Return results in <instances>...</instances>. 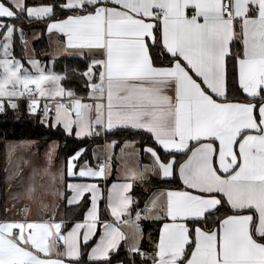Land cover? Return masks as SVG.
Instances as JSON below:
<instances>
[{
  "label": "snow or ice",
  "instance_id": "1",
  "mask_svg": "<svg viewBox=\"0 0 264 264\" xmlns=\"http://www.w3.org/2000/svg\"><path fill=\"white\" fill-rule=\"evenodd\" d=\"M0 18L6 20L0 22V112L5 100L15 110V99L25 95L33 115L37 97H67L54 119L41 123L62 126L68 135L75 130L78 138L114 130L146 135L152 144L143 151L152 164L145 171L166 182L178 175L183 190L153 193L151 207L145 205V214L163 221L152 264H264V0H52L40 6L0 0ZM22 18L51 21L47 32L59 35L66 53L98 57L77 73L94 103L62 87L67 77L45 71L39 61L30 60L29 70L10 58L14 34L24 40L16 27ZM236 41L242 47L233 51ZM230 60L238 83L231 97ZM41 112L50 116L47 103ZM84 151L68 159L69 177ZM177 154L186 157L178 168ZM109 171L107 161L95 170L85 162L79 176L101 180ZM68 189L70 205L91 194L84 222L66 234L55 219L0 223V264H82L81 237L89 246L100 222V189L96 183ZM131 189L132 183L107 189L113 221L103 223L89 261L110 264V253L126 239L120 225L132 224ZM53 251L68 260L49 258ZM129 251L145 257L137 244Z\"/></svg>",
  "mask_w": 264,
  "mask_h": 264
},
{
  "label": "trees",
  "instance_id": "2",
  "mask_svg": "<svg viewBox=\"0 0 264 264\" xmlns=\"http://www.w3.org/2000/svg\"><path fill=\"white\" fill-rule=\"evenodd\" d=\"M51 2L52 0H41V4L43 5ZM59 15L60 14L58 13V16ZM22 20L26 22L27 26L23 27L24 22H21L19 23V26L16 25V27L22 28L24 34L26 32L30 33L32 30H37L41 34L40 39L33 42L35 56L41 61V59H43V55H46L48 52V44L44 37V33L47 23L51 21H33L32 23H28L26 19L22 18ZM0 21L6 22L5 19H0ZM32 25H34V27L30 28ZM2 34L3 33L0 32V37ZM241 47V42L236 41L233 51H236ZM12 58L17 60L19 59L23 64H25L23 43L21 42V39L17 33L14 34L12 39ZM87 65L88 59L86 58H58L52 62V71L58 75L66 76L67 78L60 82L61 86L66 90H72L76 97L84 99L87 93V81L77 73L86 70ZM228 86L229 95L231 97L234 95L232 89H238V83L235 81L233 62L231 60L228 63ZM37 113L38 114L36 115H31L28 104L24 100L18 103V107L15 110L7 107V104L5 103V111L0 112V144L9 141H20L32 143L35 147L42 148L50 142H56L59 146L55 159L56 162L66 161L80 149H85L84 153L82 154L84 157H81L82 159L79 160L81 161L83 158L90 156L93 147L104 143H114L116 148L125 142L139 143L140 148L147 147L152 144V141L148 139L146 135H133L131 133H124L117 130L107 134L101 132L99 136L94 134L92 136L78 139L73 133L72 135H68L59 126L54 129L50 126H46L44 123H41V114L39 112ZM42 144L43 146H40ZM185 158L186 157L179 154L176 155L175 159L177 162V168ZM4 174L5 172L2 169L0 162V192L3 195L6 191ZM159 189L182 190L183 185L179 180L178 175L176 179L171 182H166L162 179L149 178L147 180L141 181L140 183H136L131 191V197L133 199V203L131 205L132 216H134L137 211L141 212L146 204L148 196L155 190ZM103 205V202L100 203V220L107 218ZM87 207V198H84L77 206L65 207L63 216L67 224L64 226L63 230H65V228H67L73 221L81 219ZM139 225L142 232V243L140 250L144 251L145 253H153L154 242L157 241L161 221L141 220ZM92 242L93 241L88 243L89 246L83 245L81 247L82 264H96L94 261H89L86 256L87 250ZM109 259L110 264H131L128 252L124 245H120L114 253H111L109 255ZM131 260L134 264L144 263L141 261L140 257L135 255Z\"/></svg>",
  "mask_w": 264,
  "mask_h": 264
},
{
  "label": "crops",
  "instance_id": "3",
  "mask_svg": "<svg viewBox=\"0 0 264 264\" xmlns=\"http://www.w3.org/2000/svg\"><path fill=\"white\" fill-rule=\"evenodd\" d=\"M27 1V0H26ZM31 1H36V0H31ZM27 3V2H26ZM43 5L41 4V0L39 3L33 4V6H40ZM32 6V5H30ZM118 7V6H117ZM0 19H5V18H0ZM29 34V33H28ZM27 34V35H28ZM41 36V34H40ZM44 37L47 41L48 44V51H53L54 53V60L58 58H86L88 59V63L93 59V58H98V57H93L87 50L84 51V54L81 55L79 54V50H75L73 54H68L64 51L62 42L59 38V35L56 33L49 34L47 32V26L45 29ZM48 53V52H47ZM52 53V52H51ZM48 59V58H47ZM61 84V83H60ZM89 89L87 88V93L86 97L84 99L80 98L83 103H94L93 100H91L88 96ZM172 94V93H170ZM78 98V97H77ZM63 100L64 102H68V98L64 97ZM62 100V101H63ZM58 101H61V98H59ZM106 103V101H105ZM52 119L50 117L48 119L53 120L55 117V110L52 112ZM63 129L62 126H59ZM64 130V129H63ZM73 134L76 138H78L75 135V130H73ZM94 135V134H93ZM88 137V136H84ZM82 137V138H84ZM81 139V138H78ZM12 142V141H11ZM54 143L53 148L54 150L52 151L51 157H47L46 162L43 160L39 165L35 167V172L38 174L39 179L41 180L42 187L45 192H49L45 194L46 198H43L42 196L39 198L40 204H33L31 206L30 204H25L20 207L19 212L23 211V214L11 217L10 214H7V207L5 205L0 206V223L3 222H51L52 219H55L56 222L62 223L63 227L61 229L62 233L66 234L67 231L70 230L71 226L74 225L77 222L83 223L84 222V216L87 213L88 209L91 206V194L90 193H85L84 197L81 199V201L84 198L88 199V207L86 211L84 212L83 216L79 220L73 221L67 228L64 229V226L67 224L64 220V208L65 207H74L77 206L81 203H74V204H69L68 200L71 198L73 193L68 189L69 184H91V183H96L98 188L100 189V198L98 200V209H99V223L97 225V234L93 235L91 239L89 240L88 243L91 241L92 244L87 250L86 256L88 259V254L91 252V248L95 246L94 242H98L100 238V234L103 231V223L104 222H112L113 218L110 214V211L107 209V189L111 188L113 184H124V183H132V189L136 183H140V179L137 180H130L129 176L131 173L136 172V173H143L144 172V167L142 166V160L139 158V153L138 152H144L143 148H140L139 143L136 142H125L121 144L118 148L115 147L114 143H104L98 146L93 147L91 154L87 158H83V160L79 161L82 159L81 157L75 161V167L73 171L76 173L75 176L69 177L67 175V162L66 161H58L56 162V154L58 151V143L56 142H50ZM128 144V147H125V144ZM29 144V149L26 150L28 153L31 154L32 152L35 151L34 149V144L28 143ZM111 146V147H109ZM25 146H21V148H24ZM26 148V147H25ZM24 148V149H25ZM238 150V149H237ZM161 151H163L161 149ZM15 159L16 161H20L22 155L15 153ZM26 154V155H27ZM186 159V158H185ZM107 161V166L110 169L109 174L105 179L97 180L94 178H87V177H80L79 176V171L82 167L85 166V162H87V167L95 170L98 168L99 164L105 163ZM7 175L5 176V184H6V191L5 194H8V199H12L14 194L18 192L20 188V180L19 176L23 178L25 173L22 171L20 172L18 166L16 164H12L11 167L8 168V170L4 171ZM27 172V170L25 171ZM62 174V175H61ZM151 177V178H156V179H161L158 175H155L151 172L149 174H144L143 177L144 179L146 176ZM7 179V180H6ZM143 179V180H144ZM182 183V182H181ZM183 185V184H182ZM184 187V186H183ZM131 189V191H132ZM183 190V189H182ZM131 191L128 193L131 196ZM168 190L166 189H159L155 190L152 192L146 201V204L151 207L149 204V200L152 196L153 193H159V192H167ZM13 192V194L11 193ZM45 199V204L44 200ZM50 201V203H49ZM104 203V211L105 214L107 215V218L104 220H100V203ZM162 202V201H161ZM145 204V205H146ZM32 209V210H30ZM30 210V211H29ZM145 206L141 211V218L139 221L136 220L135 215L131 216L132 224H121L120 225V230L123 232L125 235L126 239L121 240L119 244L117 245L116 249L113 250L111 253H114L120 245H124L128 255L129 259L131 261V264H134L131 259H133V256H138L136 253H132L129 251V249L133 246V244H137L140 248L141 243H142V232L140 228V221L141 220H147V221H161V220H156L153 219L151 216V213L145 214ZM159 210V204L155 207L152 208V212H156ZM124 220H128L129 217L125 216L123 217ZM139 225V233H137V230L135 228V225ZM163 221H161L160 228L162 227ZM159 228V230H160ZM159 238V234H158ZM157 238V241H158ZM83 240L81 237V244L80 248L83 246ZM56 248L60 251H64V246L62 243H58L56 245ZM141 251V250H140ZM144 252V251H142ZM110 253V254H111ZM145 253V252H144ZM151 254L152 253H145V257L141 258V261L144 262L142 264H152L151 260ZM49 258L52 259H62L67 261V257H60L57 255L56 251H53L50 255ZM89 260V259H88ZM116 264H122V263H116Z\"/></svg>",
  "mask_w": 264,
  "mask_h": 264
},
{
  "label": "rangeland",
  "instance_id": "4",
  "mask_svg": "<svg viewBox=\"0 0 264 264\" xmlns=\"http://www.w3.org/2000/svg\"><path fill=\"white\" fill-rule=\"evenodd\" d=\"M28 5H32L39 3L40 0H36V1H31V0H27L26 1ZM0 22H5V21H0ZM24 22V26L26 27L27 24L25 21L21 20L19 22H16V25L19 26V23ZM22 27V26H21ZM34 25H32L30 28H33ZM20 28V27H18ZM20 38V33L16 32ZM28 33L26 32L24 34V40L21 42L23 43V48H24V54H25V64L22 63V61H20L19 59H14L12 58V41H11V47L9 49L10 52V58L14 59L16 61H20L21 65L23 68L29 69L31 70V64H30V60H37L39 61L41 67L43 69H45V71H51L53 74H56L52 71V62H53V58H54V53L53 51H48V53L46 55H43V59L38 60L35 56V50L33 48V42L37 41L38 39H40V32L37 30H32L28 35ZM21 39V38H20ZM3 40V34L0 37V42H2ZM52 52V53H51ZM2 58V57H0ZM48 58V60H47ZM46 60V61H45ZM58 75V74H57ZM49 87H53L52 85H49ZM60 97H56L55 99H45V98H41V97H37L38 102H39V107L37 109V112H39L41 114V120L42 119H47L50 121V119H52V112L55 110L56 105L58 102H64L63 101H58ZM26 101L27 104H29V97L27 95H25L24 97H20L18 99H15V102L18 103L20 101ZM4 103L7 104V100L4 101ZM45 103H47L48 108L50 110V119L44 118L41 112V109L44 108ZM65 103V102H64ZM33 115V114H31ZM54 143H49L46 146L42 147V148H37L34 147L35 151L32 152L31 154H27L28 152L26 150L29 149V144L25 143V142H20V141H12V142H5L3 144H0V162H1V166L2 169L8 170L9 167L12 166V164H16L20 170V172L22 171L23 173H25V175L23 176V178H21L19 176L20 180V188L18 190L17 193L14 194L12 199H8V194H1L0 192V206L5 205L7 208V214L11 217H15L19 216L21 214H23V211L19 212V209L21 206L25 205V204H30L31 206H33V204L37 203L40 204V200L39 198L42 196L43 198H46L45 194L51 192H45L43 187H42V183L41 180L39 179L38 174L35 172V167L37 165H39L43 160L46 162L47 157L49 156V151H50V146L53 147ZM21 146H25L24 148H21ZM41 146V145H40ZM15 153H18L20 155H22L21 160L20 161H16L15 159ZM139 153V158L142 160V166L144 167V174H149V172L145 171V166L146 165H151L152 164V158L149 154L145 153V152H138ZM27 154V155H26ZM84 157V156H81ZM27 170V172H25ZM7 174L5 173L4 176H6ZM148 176H146L145 178H148ZM151 178V177H149ZM148 178V179H149ZM154 178V177H153ZM144 179V178H143ZM7 180V179H6ZM146 180V179H144ZM142 180V181H144ZM141 182V181H140ZM13 194V192H11ZM44 200V204H45V199ZM50 203V201H49ZM32 210V209H30ZM29 210V211H30Z\"/></svg>",
  "mask_w": 264,
  "mask_h": 264
},
{
  "label": "water",
  "instance_id": "5",
  "mask_svg": "<svg viewBox=\"0 0 264 264\" xmlns=\"http://www.w3.org/2000/svg\"><path fill=\"white\" fill-rule=\"evenodd\" d=\"M41 146H43V144Z\"/></svg>",
  "mask_w": 264,
  "mask_h": 264
}]
</instances>
